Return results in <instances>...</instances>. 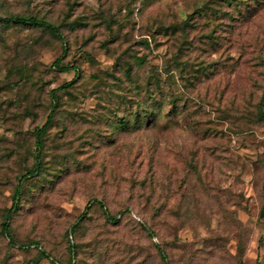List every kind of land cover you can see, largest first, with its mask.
<instances>
[{"label":"rangeland","instance_id":"obj_1","mask_svg":"<svg viewBox=\"0 0 264 264\" xmlns=\"http://www.w3.org/2000/svg\"><path fill=\"white\" fill-rule=\"evenodd\" d=\"M16 15L63 42L0 22V225L58 97L0 264H264V0H0ZM157 87L155 122L110 130Z\"/></svg>","mask_w":264,"mask_h":264},{"label":"trees","instance_id":"obj_2","mask_svg":"<svg viewBox=\"0 0 264 264\" xmlns=\"http://www.w3.org/2000/svg\"><path fill=\"white\" fill-rule=\"evenodd\" d=\"M233 19L234 18L232 17V20ZM0 22L6 23V24L18 25V26L26 27V28L41 29L47 32L52 38H55L63 42L62 35L58 27L53 25L52 23H48L44 21L41 18H37L34 16L16 15V16H8L2 19L0 18ZM63 55L59 57L58 59H56L52 65L62 72H67L69 70H76L74 66L59 67L60 59L63 57ZM133 63L134 65L138 67H141L143 65V61L140 60L139 58H135ZM130 71H131V67H128L124 75L130 79L131 83H133L132 82L133 80L130 76ZM76 78H77V74H75L74 78L70 82L60 86L59 90L66 89L67 87L74 84ZM152 84L153 83L148 82L149 87ZM158 87L154 91L153 90L148 91L147 99L143 102H138L137 106L129 112L128 116L116 117V120L114 122H110L109 123L110 130L116 127L118 131H120V129L121 131H124V130L125 131L127 130L137 131L140 129L141 126H143V124L146 125V124L155 122V120L157 119V115L160 112L164 104L163 93L161 89ZM157 96H159V98H157ZM51 99L53 101V106H52L53 109L51 110V114L48 115L45 124L40 129H37L35 132V150H34L35 151V155H34L35 161L32 167L28 170H25L24 173L18 179V183L14 187V190L12 193L11 206L4 212V214H2L0 233L7 236L9 239H11L10 220H11L13 213H15L17 209H19L20 207V202H21L22 195H23L24 183L34 176H40L41 173L43 172V168L41 166V162H42L41 152H42V147H43L42 139H43V135L45 133L46 128L52 121L54 109H56V104L58 100V97L56 95V90L51 91ZM168 100H169L168 104L171 105V108L174 109V112H175L177 109L175 99L170 98ZM257 121L258 123L261 122L264 124V113L262 111L260 112L259 117L257 118ZM108 219L114 220V218H110V217H108ZM74 228H75V225L72 226V229ZM10 244H13L12 240L10 241ZM69 250H70V256L66 264H72V261L75 255L74 246L71 245ZM41 256L44 258H48V255H46L43 252Z\"/></svg>","mask_w":264,"mask_h":264}]
</instances>
